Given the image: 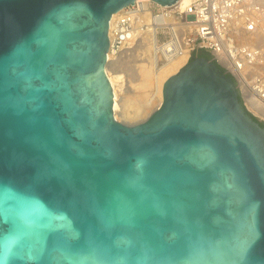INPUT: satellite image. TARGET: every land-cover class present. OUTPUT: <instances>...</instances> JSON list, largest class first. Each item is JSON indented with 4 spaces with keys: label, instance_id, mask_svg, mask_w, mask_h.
<instances>
[{
    "label": "water",
    "instance_id": "water-1",
    "mask_svg": "<svg viewBox=\"0 0 264 264\" xmlns=\"http://www.w3.org/2000/svg\"><path fill=\"white\" fill-rule=\"evenodd\" d=\"M136 1L0 0V264H264V126L214 59L115 118L110 21Z\"/></svg>",
    "mask_w": 264,
    "mask_h": 264
},
{
    "label": "built area",
    "instance_id": "built-area-1",
    "mask_svg": "<svg viewBox=\"0 0 264 264\" xmlns=\"http://www.w3.org/2000/svg\"><path fill=\"white\" fill-rule=\"evenodd\" d=\"M150 34L164 64L183 54L188 63L207 52L234 78L243 98L264 100V0H191L184 6L137 0L109 27L112 58Z\"/></svg>",
    "mask_w": 264,
    "mask_h": 264
},
{
    "label": "bare ground",
    "instance_id": "bare-ground-1",
    "mask_svg": "<svg viewBox=\"0 0 264 264\" xmlns=\"http://www.w3.org/2000/svg\"><path fill=\"white\" fill-rule=\"evenodd\" d=\"M191 0H180V3L184 6L187 5ZM118 15V13L114 14L111 18L110 25L114 18ZM141 40V41H140ZM140 40H138L135 44L126 48L119 56L115 59L112 58V54L109 51L108 53V63L106 65V74L111 83L114 92V111L116 117V111L118 109V88L120 90H124L123 82L124 76L119 69L117 63L113 61H117L124 57L129 52H132L137 58L140 60H144V56L148 52H150L148 63L141 64L138 68V73L140 76L139 83L136 85L137 95L133 94V96L124 97L122 100L123 109L126 112H131L134 114H143L145 110V106L147 103H153L154 99L157 98L159 105L162 104L163 101V87L166 81L172 77L175 73H177L186 63L187 55H177L174 58L170 59L164 66L158 68V55H157V41L155 35H145ZM136 45V47L134 46ZM143 56V57H142ZM148 58V57H147ZM155 92V97L152 100L148 101V95L150 91ZM124 92V91H123ZM135 95V96H134ZM251 108L259 115L264 117V100L260 99H249L248 100ZM121 104V103H120ZM120 106V105H119ZM127 115H129L127 113ZM131 115V114H130Z\"/></svg>",
    "mask_w": 264,
    "mask_h": 264
},
{
    "label": "rangeland",
    "instance_id": "rangeland-1",
    "mask_svg": "<svg viewBox=\"0 0 264 264\" xmlns=\"http://www.w3.org/2000/svg\"><path fill=\"white\" fill-rule=\"evenodd\" d=\"M141 41V40H140ZM136 47V45H134ZM149 55L150 52H148L146 54V56H144V60H140V58H137L132 52H129L127 55H125L124 57H121V59L117 60V61H113L115 63L118 64L119 69L121 70L122 75L124 76V82H123V86H124V92L122 90H120L118 88L117 90V94H118V100H119V104H118V109L116 111V120L126 126H136L140 123H143L144 121H146L148 119V117L154 113L158 108H159V102L157 101V98L154 99L153 103H147V105L145 106V108L143 110H145L143 112V114H134L131 112H126L125 109H123V103H122V99L124 97H126L125 94H129V96H133V94L137 95V90H136V85L139 83L140 80V76L138 73V68L141 64L144 63H148L147 60H149ZM143 57V56H142ZM148 57V58H147ZM213 59V57H212ZM159 61V59H158ZM191 61V60H190ZM189 61V62H190ZM188 62V63H189ZM187 62L185 63V65L183 67H185L187 64ZM165 64L161 61H159L158 63V68L164 66ZM182 67V68H183ZM181 68V69H182ZM180 69V70H181ZM179 70V71H180ZM178 71V72H179ZM177 72V73H178ZM175 73V74H177ZM174 74V75H175ZM228 74V73H227ZM229 75V74H228ZM173 76V75H172ZM232 77V76H231ZM233 78V77H232ZM234 79V78H233ZM235 81V80H234ZM236 83V81H235ZM237 85V83H236ZM238 88V87H237ZM239 90V89H238ZM239 92V91H238ZM134 95V96H135ZM155 92L152 90L150 91L149 95H148V101L152 100L155 97ZM240 95V94H239ZM241 99H242V103L243 105L246 107V109H248V111L254 116L256 117L261 123L264 124V117L257 114L250 106L248 100L244 97H242L240 95ZM253 99V98H252ZM121 103V104H120ZM120 105V106H119ZM127 113L129 115H127ZM131 114V115H130ZM114 115H115V111H114Z\"/></svg>",
    "mask_w": 264,
    "mask_h": 264
},
{
    "label": "trees",
    "instance_id": "trees-1",
    "mask_svg": "<svg viewBox=\"0 0 264 264\" xmlns=\"http://www.w3.org/2000/svg\"><path fill=\"white\" fill-rule=\"evenodd\" d=\"M196 56L205 57V58H207V59H211V58H212V56H211L209 53H207V52H201V53H199V54L196 55ZM196 56H195V57H196ZM223 70H224V69H223ZM224 71H225V70H224ZM261 125L264 126L263 123H261Z\"/></svg>",
    "mask_w": 264,
    "mask_h": 264
},
{
    "label": "flooded vegetation",
    "instance_id": "flooded-vegetation-1",
    "mask_svg": "<svg viewBox=\"0 0 264 264\" xmlns=\"http://www.w3.org/2000/svg\"><path fill=\"white\" fill-rule=\"evenodd\" d=\"M240 101L242 102V99H241V97H240Z\"/></svg>",
    "mask_w": 264,
    "mask_h": 264
}]
</instances>
